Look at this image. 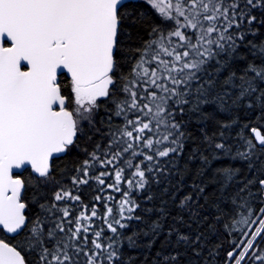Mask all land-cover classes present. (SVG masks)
<instances>
[{
  "label": "snow or ice",
  "instance_id": "snow-or-ice-1",
  "mask_svg": "<svg viewBox=\"0 0 264 264\" xmlns=\"http://www.w3.org/2000/svg\"><path fill=\"white\" fill-rule=\"evenodd\" d=\"M0 264H264V0H0Z\"/></svg>",
  "mask_w": 264,
  "mask_h": 264
}]
</instances>
